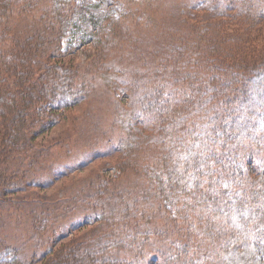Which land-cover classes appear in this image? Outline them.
<instances>
[{"label": "trees", "instance_id": "obj_1", "mask_svg": "<svg viewBox=\"0 0 264 264\" xmlns=\"http://www.w3.org/2000/svg\"><path fill=\"white\" fill-rule=\"evenodd\" d=\"M106 1L0 0L4 264H264V0H134L150 32L114 26ZM84 101L77 147L42 139ZM111 157L125 181L44 193Z\"/></svg>", "mask_w": 264, "mask_h": 264}, {"label": "rangeland", "instance_id": "obj_2", "mask_svg": "<svg viewBox=\"0 0 264 264\" xmlns=\"http://www.w3.org/2000/svg\"><path fill=\"white\" fill-rule=\"evenodd\" d=\"M75 1H76V4H78V5H82L83 3H85V0H75ZM89 1L94 2L96 0H89ZM129 2H130L129 0H107L104 4L101 5L99 11L102 13L103 16L108 18V21H113L114 26H116L117 28L119 27V25H115L116 22H118V21L120 22L122 20V18L124 17L123 20H126L128 23L131 22L129 25H130V30L132 29V31H134L137 28V25L138 26H142V25L148 26V28H150L148 31L149 32L153 31V29H154L153 21L156 23V19L158 18V16H155V14L153 13L152 17H155V20L153 18H151L153 20L151 22L150 19H147L148 16L146 13L145 14L144 13L139 14L141 12V10L140 9L137 10L138 6H137V3L134 2V0H132V2L130 4H129ZM128 8L131 9L132 15L134 16V18L137 19L136 21H132L131 17H128V19L125 17V16H127V13L129 11ZM154 9L156 10L155 13L157 14L160 11H168L171 9V7H169V6L167 7L164 5H155ZM69 36L70 35H68L66 33L63 37V40H62V48L65 51L69 49V47H68L69 39H70ZM92 53H93V49L91 46H78V40H75L72 42V56L74 58H76L77 61H79V62L86 61V58L89 55H91ZM117 95H119V98H120L121 102H123V106H124L125 102H127L125 97H121L120 96L121 93H119V92H117ZM109 96H110V93L101 102L98 101L97 99H96V102L97 101L100 102L106 109L108 101L111 104ZM96 102L84 101L80 105H78L76 108L67 112L66 118L63 119V121L61 123H59L58 125H56L52 129H50L46 134H44L42 139L44 141H49V140L54 141V140H57L59 138H63V139H65L64 143H67V145L63 146V149L69 150L72 146L77 147L78 146L77 143L81 139V134H82L81 129L85 125V122H80V120L83 117V113H85L86 111L89 114L91 113V108L93 107V105ZM111 106H112V104H111ZM101 110H102V108H101ZM101 110H97V112L100 113ZM108 112L112 114L113 106H112V109H110V111H108ZM113 114H114V112H113ZM129 120H130V118H128L127 121H129ZM55 149L58 150V147H55ZM63 151H65V150H63ZM81 152H82V150L80 148H76V149L74 148L73 152L72 153L69 152L68 155L76 157ZM261 155L264 156V150L262 151ZM118 160L119 159H116L113 157H111L109 160H107V158L106 159L97 158L96 160L91 162L86 169H83L79 173L76 172V173H74L68 177H65L62 179L60 178V179L56 180L55 183L49 189L45 190L44 193H46L47 196H53V197L57 196L60 198H65L69 192L68 191L69 187L71 190V188L75 185V184L71 183L73 178H79L83 175H86V176L90 175L89 173L95 172L96 170H99V172H101L106 177L114 178V180L116 182H123V181H125L123 174L120 173L119 168L114 166V164ZM141 164H143V162H141L140 165ZM136 171L140 172L141 167H138V168L136 167ZM197 210H201L200 214H199L201 219L197 218V224H200L201 226H203V228H205L207 230L209 228V226L212 225L215 221H213V220L208 221L209 217L206 215L207 211H205L204 208L202 209L201 207H198ZM69 228H70V224L67 225V230ZM84 230H85L84 232H86L89 230V228H85ZM62 235H60L58 232L56 234V238L58 239V237L60 238ZM66 238L64 237V239H66ZM64 239L62 237V239L60 241H63ZM60 241L58 240V243ZM51 244L47 245L46 247L48 249L53 248L54 245L51 246ZM7 255H8L7 253L2 252V249L0 250V264H4V261L6 259L5 256H7Z\"/></svg>", "mask_w": 264, "mask_h": 264}]
</instances>
